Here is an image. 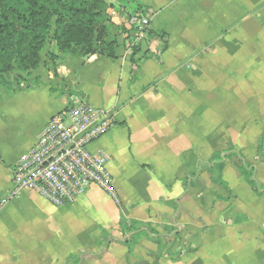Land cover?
<instances>
[{"label":"crops","instance_id":"0c3cea01","mask_svg":"<svg viewBox=\"0 0 264 264\" xmlns=\"http://www.w3.org/2000/svg\"><path fill=\"white\" fill-rule=\"evenodd\" d=\"M136 2L151 29L131 54L124 17L136 4L116 5V58L63 57L34 86L0 92V203L20 157L73 98L116 119L89 148L108 156L115 198L93 186L74 204L28 191L0 206V264H264V194L231 161V194L207 172L233 147L264 187V0ZM122 218L140 223L131 246ZM170 231L188 254L163 251Z\"/></svg>","mask_w":264,"mask_h":264},{"label":"trees","instance_id":"16d2710c","mask_svg":"<svg viewBox=\"0 0 264 264\" xmlns=\"http://www.w3.org/2000/svg\"><path fill=\"white\" fill-rule=\"evenodd\" d=\"M131 4H136L133 13H147L145 6L136 0H115V3L111 0H0V86L10 94L22 92L24 74L39 70L48 45L56 47L55 59L92 55L116 58L118 44L111 39L114 10L118 5L125 14L130 13ZM227 161L233 162L257 196L264 194V187L256 179V167L233 147L212 155L207 165L212 182L231 194L223 180ZM121 225H126V233L131 235L124 244H135L142 234L137 233L140 223L122 218ZM170 234L174 239H167L164 246L158 240L163 251L179 240V232L170 231Z\"/></svg>","mask_w":264,"mask_h":264},{"label":"built area","instance_id":"2783aa9c","mask_svg":"<svg viewBox=\"0 0 264 264\" xmlns=\"http://www.w3.org/2000/svg\"><path fill=\"white\" fill-rule=\"evenodd\" d=\"M133 38L127 55L147 40L151 22L145 13H132L125 19ZM116 126L112 110L91 105L81 97L54 115L38 137V141L22 155L13 169L12 187L0 206L18 199L25 192H33L54 206L76 203L93 187H99L115 198L112 178L107 169L105 153H91L90 146ZM174 237L172 236L171 241ZM179 240L168 246L167 252L188 254V246ZM185 244V245H184ZM175 245V246H174ZM173 248V249H172ZM174 250V251H173Z\"/></svg>","mask_w":264,"mask_h":264},{"label":"rangeland","instance_id":"374dc122","mask_svg":"<svg viewBox=\"0 0 264 264\" xmlns=\"http://www.w3.org/2000/svg\"><path fill=\"white\" fill-rule=\"evenodd\" d=\"M126 18L127 16L124 17V19ZM54 55H58L56 47L54 45H48L42 55V62L39 70L46 67L52 68L58 66V62H60L63 57L61 58L59 57L55 59ZM39 70L36 72H32L30 74L28 73L24 74L23 79L25 80V83L23 84V88L25 89L30 88L39 82V77L37 76ZM0 92H6L7 94H10L4 87L1 86H0Z\"/></svg>","mask_w":264,"mask_h":264}]
</instances>
